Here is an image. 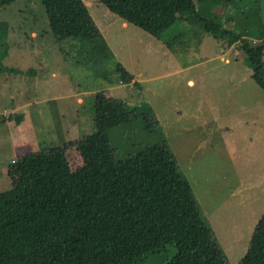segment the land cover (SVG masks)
I'll return each instance as SVG.
<instances>
[{
    "label": "rangeland",
    "instance_id": "obj_1",
    "mask_svg": "<svg viewBox=\"0 0 264 264\" xmlns=\"http://www.w3.org/2000/svg\"><path fill=\"white\" fill-rule=\"evenodd\" d=\"M85 1L93 22L105 24L101 35L111 53L96 64L82 39L52 36L39 0L0 6L8 29L0 41V192L10 188L7 167L21 141H31L25 155L31 161L63 155L72 170L81 165L76 145L67 143L94 130L95 94L145 103L160 131L152 132L140 117L111 128L114 158L137 154L164 136L228 264H238L264 212V91L251 78L249 54L240 42L223 48L199 24L178 19L157 38L136 25H121L98 0ZM234 1L232 11L238 20H249L244 26L258 40L264 0ZM206 4L197 0L205 13ZM212 9L225 19V7ZM117 64L140 88L117 82ZM16 106L17 119L10 113ZM6 119L9 124L2 122ZM175 252L171 246L167 259Z\"/></svg>",
    "mask_w": 264,
    "mask_h": 264
},
{
    "label": "trees",
    "instance_id": "obj_2",
    "mask_svg": "<svg viewBox=\"0 0 264 264\" xmlns=\"http://www.w3.org/2000/svg\"><path fill=\"white\" fill-rule=\"evenodd\" d=\"M14 1L0 0V6ZM39 1L53 37L82 39L94 64L111 57L83 0ZM99 2L157 38L180 19L199 24L223 48L240 42L254 67L251 78L264 91V32L251 38L255 31L244 26L247 18L238 20L234 0H206V13L197 0ZM217 5L226 8L225 19L213 11ZM6 25L0 20V41L7 38ZM114 72L120 84L140 88L119 64ZM92 112L94 130L67 143L76 145L78 168L72 170L63 155L36 162L20 156L7 167L10 188L0 192V264H228L164 136L137 154L114 158L111 128L140 117L152 132L160 131L151 107L99 93ZM171 246L176 252L167 259ZM238 264H264V212Z\"/></svg>",
    "mask_w": 264,
    "mask_h": 264
},
{
    "label": "crops",
    "instance_id": "obj_3",
    "mask_svg": "<svg viewBox=\"0 0 264 264\" xmlns=\"http://www.w3.org/2000/svg\"><path fill=\"white\" fill-rule=\"evenodd\" d=\"M99 1V0H98ZM83 2L85 3V5L86 6H88V2H86L85 0H83ZM101 24V23H100ZM95 25H96V23H95ZM105 24H101V27L100 26H97L96 25V27L98 28V30L100 31V33H101V31H102V26H104ZM121 25H125V23L122 21L121 22ZM31 32V31H30ZM31 35L34 37L35 36V33L34 32H32L31 33ZM32 53H35L36 51L34 50H30ZM77 100L79 101V102H81L80 100V97H77ZM19 108V106H16L13 110L11 109L10 110V113H14V112H17V110H18V108ZM2 113H5V114H7V113H9V111H7L6 109H4L3 110V112ZM2 122H4L5 124H9V122L7 121V119L6 120H2ZM30 145H32V143H31V141L30 140H24V141H21V142H19V143H17V145H15L14 146V154H15V157L13 158V159H15V158H17V157H20V156H23V157H26L25 155L26 154H29L30 153V148L32 149V147L30 146ZM33 152H34V150H33ZM27 158V157H26ZM12 159V160H13ZM28 159V158H27Z\"/></svg>",
    "mask_w": 264,
    "mask_h": 264
},
{
    "label": "built area",
    "instance_id": "obj_4",
    "mask_svg": "<svg viewBox=\"0 0 264 264\" xmlns=\"http://www.w3.org/2000/svg\"><path fill=\"white\" fill-rule=\"evenodd\" d=\"M13 163V161L11 162V164Z\"/></svg>",
    "mask_w": 264,
    "mask_h": 264
}]
</instances>
